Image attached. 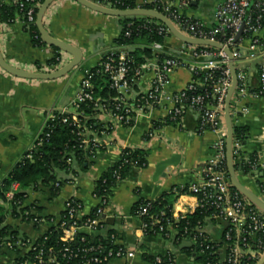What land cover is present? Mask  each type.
<instances>
[{"label":"crops","instance_id":"0c3cea01","mask_svg":"<svg viewBox=\"0 0 264 264\" xmlns=\"http://www.w3.org/2000/svg\"><path fill=\"white\" fill-rule=\"evenodd\" d=\"M7 0L6 4H10ZM150 0H135L141 5ZM219 0H203L196 10V17L203 22L213 24V9ZM55 40L78 48L82 55L80 65L68 75L55 81H31L13 77L0 68V182L18 164L20 159L33 146L46 121L56 114L71 109L77 97L86 72L98 66L112 42L121 33L120 18L109 17L88 10L71 2L64 1L52 10L51 19L44 26ZM264 38V28L260 33ZM170 50L176 51L181 43L175 38L166 42ZM247 44L243 46V55ZM0 52L6 63L14 61L23 64H45L55 56L49 46L36 48L18 15L12 24L0 27ZM66 54V61H71ZM242 64L248 67V85L255 89L258 84L256 62L246 60ZM191 81V75L185 69L177 70L169 78V89L179 92ZM153 84V75L146 76L134 85V94L147 93ZM246 109V112H240ZM233 129L246 131L245 140L238 146L236 163L255 156L257 165L250 174L237 172L238 181L253 194L264 200V94L256 98L249 93L236 100L230 106ZM167 113L162 108L137 113L130 127L112 126L111 133H104L98 141L101 151L92 158L91 167L85 172H56L59 187H42L28 191L24 207L32 208V214L43 219L58 218L69 200H76L82 206V215L89 216L96 208L93 198L94 183L120 158L126 148L148 149L147 166L131 173L125 181L112 190L109 207L106 210L109 223L105 228L116 234L117 245L126 252H132L131 259H115L109 264H149L146 257L172 254L177 264H195L184 249L189 245L183 241L177 245L171 232L168 237L162 234L146 235L142 221L132 213L139 202H154L174 188L198 185L204 177L205 164L213 157L212 144L215 135L198 130V115L189 113L179 125L154 127L164 121ZM109 126L108 121H100ZM225 128V122L223 120ZM149 135L148 142L144 136ZM77 172V173H76ZM252 205V204H251ZM197 208V199L191 194L178 197L173 206L174 217L192 214ZM259 210L258 208H256ZM260 211V210H259ZM262 213V212H261ZM7 224L16 232L32 241L43 237L51 227L45 221L35 226L31 222L8 219ZM227 224L223 221H209L203 231L212 241H221ZM90 235L92 232L82 231ZM73 234L70 231L67 236ZM97 235V234H96ZM251 253V252H250ZM15 255L4 251L1 264H11ZM264 253L255 264H260Z\"/></svg>","mask_w":264,"mask_h":264},{"label":"built area","instance_id":"2783aa9c","mask_svg":"<svg viewBox=\"0 0 264 264\" xmlns=\"http://www.w3.org/2000/svg\"><path fill=\"white\" fill-rule=\"evenodd\" d=\"M0 1L6 3L7 0ZM64 1L66 0H58L48 8L43 19L44 26L50 21L52 10L57 9ZM87 1L98 6L114 9L110 7L109 4L105 5L102 0ZM31 2H34V0H31ZM202 2L203 0H150L143 4L151 5L152 9L150 10H154L165 16L179 32L195 39L220 44L224 49L230 51L234 61L237 80L236 90L232 97V105L235 104L236 100L242 99L249 94L247 79L248 67L242 64L244 57L246 60L255 61L256 72L259 74V89L258 92L254 93V96L256 98L261 97L264 94V38L261 37L260 33L263 30L264 24V0H219L214 5L213 24L211 25L196 17V10ZM14 3L15 1H10V4ZM193 4H196V7H194ZM41 5L42 3L37 2L30 6L26 13L25 20L22 21L26 28L35 25L36 15ZM150 24L156 27L157 34L166 42L173 38L170 32L160 23L154 21V23H149V25ZM8 26L7 24L2 25L5 30ZM129 27H131V25H129ZM239 33H241V36L236 39ZM125 36H129V31L125 33ZM245 44H247V51L244 56L243 46ZM150 48L154 52L163 50V46L157 43L151 44ZM207 49H212L214 51H208ZM173 52L177 53L179 57H167L161 62L152 60L136 69L133 75L135 84L143 79L146 74L153 75L152 87L144 94H134L131 89V85L127 78L130 70L127 65V54L124 51L120 52L119 62L114 71L112 67L114 60L108 57L106 62L98 65L103 66L105 72H110L111 85L119 94L117 98L111 100L113 106L92 94V73L88 71L81 82L80 91L73 101L71 109L69 111L65 110L59 114L61 121L65 124L71 117L72 122L78 125L79 120L76 112L79 106L85 103H91L94 107V111L99 114L97 119L99 121H108L112 123L113 126L129 127L134 121L137 113H144L145 110L156 108H162L167 113L166 118H169L172 122H178L179 125L183 121L180 119L183 112L179 106L189 100L190 105L188 107V112L196 111V114H198L201 133L211 132L215 135V140L212 144L213 157L205 164L202 182L198 185L190 186L188 192L195 198L198 194L203 195L201 202L204 203H202L203 205H200V207L208 204L211 208L213 207L218 211V217L214 218H218L220 221L225 222L227 226L231 228L226 234V240H231L230 232L234 231L236 240L228 247V264H239L241 259L246 256L258 261L264 253V247L263 250L250 253L248 251L246 239L243 238V236L244 231L247 230L250 234H259L264 241V214L257 209H252L251 204L247 200H242L237 194H231L227 172H225L226 131L223 126V109L225 99L232 84L228 56L222 50L209 47H192L182 43L181 47ZM112 55L113 54H111V56ZM67 63L66 54L62 53L61 59L56 67H46L45 65L38 67L34 64H23L16 61H14V64H7L14 69L31 74H49L64 67ZM179 69L187 70L191 75V81L183 90L176 92L169 89L168 84L170 76ZM216 71H222L223 77L219 81H215ZM196 74H204L203 83H199L192 79V76ZM205 84H210L212 86L213 96L214 94L217 95L216 104L214 105H204L205 99L210 98L208 94L204 96L193 94L190 97L187 95V93L190 92L194 93L198 86L204 87ZM240 112L244 113L246 109H241ZM178 117L180 120H177ZM55 120L56 115L51 116L47 121L53 122ZM205 128H208V131ZM102 134L103 133H101V135ZM79 135L82 136L83 134L79 133ZM89 135V132L83 135L84 139L82 140V144L88 146L92 143L95 146H99L98 141H94L93 137L90 139ZM235 149V158L236 160H240L238 158L237 145H235ZM69 162L68 160L67 163ZM246 162H248V160H246ZM256 165L257 161L249 164V167L253 169ZM54 186L59 187V184L57 183ZM16 190L17 186L12 185L11 191L6 193L7 200L12 199L13 193ZM93 198L97 201V206L95 208L96 218L87 219L83 222H81L83 218L81 204L76 200H69L65 204L63 213L65 212L67 214L70 222H64L60 226L63 232L62 240L64 242L73 241L76 235L84 230L94 232L97 228L104 226L107 218L106 210L109 207L110 198H97L94 195ZM198 206L199 202L197 200V208ZM148 208V206L141 207L137 217L144 218L148 216ZM30 214L33 215L31 210ZM33 216L34 219L31 220V223L37 224V219L39 217L36 215ZM172 216L173 219L178 221L183 215L176 214L174 217L172 212ZM39 224H41V221L38 225ZM47 224L51 226L52 222ZM153 225L158 226L159 234L163 232L164 229L159 219L153 220ZM142 227L143 230L146 229L145 225H142ZM70 231H73V234L66 237V234ZM165 236L168 237L169 235L167 234ZM199 236L201 235L199 234ZM196 239L197 236H193L187 240L183 239V241L193 242ZM13 246L20 248L22 253L27 251L36 253V248L32 247V245L26 247L25 244H20L19 242L15 244L7 242L4 244L3 250L12 252ZM261 246H263V244L259 242L260 249H262ZM98 250L99 248H90L84 252L99 254ZM64 251L69 252V249L66 248ZM97 254L95 257L88 259L86 264H109L115 259H131L133 257L132 252H126L122 247L121 250L115 253L109 251L106 255H103V257H99ZM1 258L2 257H0V264ZM17 258L18 256L15 255L11 264H17L15 261ZM34 260V263L25 261L21 264H60L54 257L45 260L40 252H37ZM161 263V257L155 256L154 264ZM169 264L174 263L170 262Z\"/></svg>","mask_w":264,"mask_h":264},{"label":"trees","instance_id":"16d2710c","mask_svg":"<svg viewBox=\"0 0 264 264\" xmlns=\"http://www.w3.org/2000/svg\"><path fill=\"white\" fill-rule=\"evenodd\" d=\"M11 1H15V3L8 5L0 1L1 25L12 24L15 20V15H18L20 20L24 21L30 6L37 2L43 3L45 0H34V2H31V0ZM102 1L105 5L109 4L110 7L117 10H133L138 7L152 9V6L148 4L137 5L135 0ZM120 23L122 30L119 37L112 42L111 47L103 55L99 64L106 62L107 58L110 57L114 60V63H112L114 71L119 62L120 52L124 51L127 54V65L130 69L127 78L133 90L135 85L133 75L136 69L152 60L161 62L167 57L178 58L179 56L177 53L170 50L166 41L157 34L156 27L151 24L149 25V23H154L153 20L145 17H131L120 18ZM129 25H131V27H129ZM25 30L30 35L33 47L41 48L47 46L41 42L35 25H31L27 28L25 27ZM128 31L129 36L126 37L125 33ZM153 43L162 45L163 50L154 52L150 48ZM52 49L55 51V56L43 64L46 67H56L61 59L62 52L55 48ZM207 50L214 51L212 49ZM111 54L113 55L111 56ZM36 65L38 67L41 66V64ZM90 71L92 73V94L113 106L111 100L117 98L119 94L111 85L110 72H105L104 67L100 65ZM256 74L258 79L256 88L252 89L251 86L248 88V92L252 94L258 92L259 89V74L257 72ZM222 77V71L215 72V81L221 80ZM192 79L199 83H203L204 74L193 75ZM212 89L210 84H205L204 87L198 86L194 93L190 92L187 93V95L190 97L193 94L202 96L208 94L210 98L205 99L204 105H214L216 104L217 95H212ZM189 102L188 100L179 106L183 112L180 116L182 120H184L189 113H196V111L188 112ZM146 111L148 110H145V112ZM76 114L79 120L78 125L72 122L71 117L67 123L63 124L59 114H56L55 121H47L32 148L24 154L14 169L0 182V257L4 256L3 246L7 242H11L12 244L19 242L20 244H25L26 247L32 245V247L36 248V253L32 251L22 253L20 248L13 246L12 252L18 256L15 260L17 264H21L25 261L34 263V257L37 252H40L45 260L54 257L60 264H86L88 259L95 257L97 254L85 253L84 251L87 249L99 248V254H97L99 257H103V255H106L109 251L115 253L121 250V247L116 244L119 237L113 232L108 231L105 228V224L103 227L94 230L90 235L80 232L73 241L64 242L62 240L63 232L60 226L64 222H70L65 212L58 218H38V223L44 220L47 223L52 222V224L47 233L35 241H30L26 237L20 238L18 232L7 224L8 219L19 220L23 223L31 222V220L34 219V216L30 214L32 208L24 207V201L27 198L28 191H36L42 187H53L57 184L56 172L58 171L74 172V170L77 169L78 172H85L91 167L92 158L95 157L98 151H101V148L92 143L88 146L82 144V140L84 139L83 135L89 132V138L91 139L93 136L99 137L101 133H111L113 124L109 123V126L102 124L97 119L99 114L94 111V107L91 103L80 105ZM178 119L179 117L177 120ZM163 125H178V122L175 123L169 118H166L164 121L155 123L154 127L157 128ZM200 127V120L198 119V130L201 133ZM205 129L208 131V128ZM79 133L83 135L80 136L81 134L79 135ZM233 135L234 155L236 151L235 145L241 144L245 140L246 131L244 129L234 128ZM148 140L149 135L144 136V141L148 142ZM148 154V149L142 148H126L122 150L117 163L113 164L108 171L94 183L93 195L97 198H110L112 190L125 181L131 173L138 172L147 166ZM68 160L70 161L69 163H67ZM234 161L236 172L240 171L244 174H250L251 169L249 164L254 163L256 158L252 156L248 162L240 161L238 165L234 155ZM225 172H227L226 169ZM12 185H16L17 190L13 193L12 199L7 200L6 193L11 191ZM230 192L232 195L237 194L242 200L246 201V199L234 189L231 188ZM184 194H190L187 187L174 188L154 202L144 201L137 203L132 213L137 216L141 207H149L148 216L140 218L142 225L146 226L144 230L146 235L159 234L158 226L153 225V220L159 219L164 229L161 234L165 236L167 234L170 235L172 232L177 245H180L183 239L187 240L193 236H197L195 241H188L190 242L189 247L183 250L188 256L194 258L195 264H228V247L236 240L234 231L230 232L231 240L229 241L225 238L226 234L231 230L228 226L224 229L221 241L219 242L212 241L207 234H205L203 231L205 224L209 221L219 220L218 218H214L218 217L219 214L217 210L213 207L211 208L208 204H204L205 206L200 207V205L204 203L201 202L203 198L202 194L196 196L199 206L194 213L183 215L178 221L173 219L172 211L174 203L177 201L178 197ZM251 208L254 210L256 209L253 205H251ZM94 218H96V209L89 216H83L81 222ZM38 223L34 225L37 226ZM199 234L201 236H199ZM243 238L246 239L249 252L263 250L264 241L259 234H250L249 231L245 230ZM259 242L263 244V246H261L262 249L259 248ZM66 248L69 249V252L64 251ZM159 257H161L162 260L161 264H169L170 262L177 264L172 254ZM145 260L149 264H154V257H146ZM255 263L256 260L249 258V256H246L239 262V264Z\"/></svg>","mask_w":264,"mask_h":264},{"label":"water","instance_id":"95a60500","mask_svg":"<svg viewBox=\"0 0 264 264\" xmlns=\"http://www.w3.org/2000/svg\"><path fill=\"white\" fill-rule=\"evenodd\" d=\"M58 0H45L41 7L39 8L36 20H35V27L37 29V32L39 34L40 40L45 45L58 49L62 53H65L69 56H71V61L68 62L64 67L49 73V74H31L27 72H23L17 69L12 68L9 66L3 59L1 52H0V68L7 74L20 78V79H26L31 81H55L58 79L63 78L64 76L68 75L70 72H72L75 68H77L82 60L81 52L78 48L75 46H72L70 44L58 41L53 39L48 32L45 30L43 19L46 11L48 8ZM74 3H77L88 10L102 14L109 17H115V18H131V17H145L152 19L161 25H163L172 35L173 38H175L178 42L192 46V47H209L214 48L217 50L224 51L228 56L229 61V69L231 73V80L232 84L230 87V90L227 94V97L224 102V109H223V120L225 122V131H226V142H225V167L227 171V176L229 180L230 187L237 191L239 194H241L250 204L255 206L264 214V200L253 194L250 190L245 188L237 179V172L235 170V161H234V155H233V149H234V135H233V126L231 122V115H230V106L232 102L233 94L236 90L237 80H236V70L234 67V61L232 58V55L229 50L224 49L220 44L212 43L206 40H199L192 37H189L181 32H179L174 25L162 14L150 10V9H143V8H136L133 10H117V9H110L105 8L102 6H98L94 3H91L87 0H68ZM194 7H196V4H193ZM1 26V24H0ZM241 36V33L237 35L238 39ZM111 219L106 218V222L109 223ZM19 237H22V234L19 233ZM184 244L190 245V242H185ZM260 264H264V259Z\"/></svg>","mask_w":264,"mask_h":264}]
</instances>
